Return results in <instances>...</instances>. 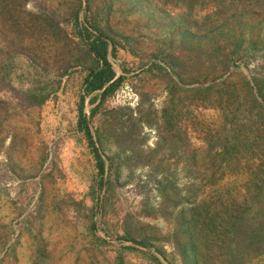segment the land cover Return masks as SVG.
Returning <instances> with one entry per match:
<instances>
[{
  "label": "rangeland",
  "instance_id": "obj_1",
  "mask_svg": "<svg viewBox=\"0 0 264 264\" xmlns=\"http://www.w3.org/2000/svg\"><path fill=\"white\" fill-rule=\"evenodd\" d=\"M219 134L238 189L264 159V0H0V264H191L186 169Z\"/></svg>",
  "mask_w": 264,
  "mask_h": 264
},
{
  "label": "trees",
  "instance_id": "obj_2",
  "mask_svg": "<svg viewBox=\"0 0 264 264\" xmlns=\"http://www.w3.org/2000/svg\"><path fill=\"white\" fill-rule=\"evenodd\" d=\"M90 50L102 64L86 77L85 90L92 92L105 87L104 97L119 81L115 79L116 72L107 57L109 42L98 37L90 44ZM240 50L241 45H238L233 52ZM220 64L227 66V60L220 58ZM169 66L178 77H182L180 63L173 61ZM218 73L213 80L223 76V73ZM229 81L231 78L228 77L220 83L193 89L210 91L218 84L227 85ZM247 84L250 89L253 87L251 82L248 81ZM80 121L92 139L91 129L83 112ZM232 142L234 141L223 139L220 134L211 137L207 141L206 151L212 153L221 149L222 157L215 156V153L200 161L196 157L198 153H195L192 163L187 166V191L193 199L181 213L185 217L183 223L189 236L183 247L191 264H255L256 261L264 264V159L256 166L252 161L254 168L246 167V172L242 173V186L231 189L233 181H226V178L236 177L235 166L239 164L236 155L238 144ZM98 159L100 171L104 173V159L99 154ZM197 184L201 186L198 193L194 191ZM232 192L236 194L233 195ZM176 243L175 241L174 244ZM206 247H211L213 251L205 250Z\"/></svg>",
  "mask_w": 264,
  "mask_h": 264
}]
</instances>
